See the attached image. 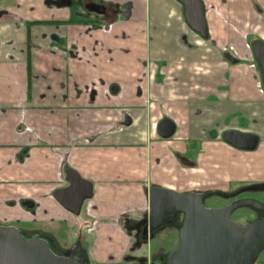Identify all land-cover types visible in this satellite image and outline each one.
Wrapping results in <instances>:
<instances>
[{"label": "crops", "instance_id": "obj_1", "mask_svg": "<svg viewBox=\"0 0 264 264\" xmlns=\"http://www.w3.org/2000/svg\"><path fill=\"white\" fill-rule=\"evenodd\" d=\"M102 1L126 11L110 29L46 0L0 2V224L80 243L92 264H124L143 253L129 226L150 218L152 188L264 184L252 50L264 43V0H204L207 38L178 0ZM39 20L57 22L28 26ZM165 119L176 125L169 139L159 134ZM229 132L258 137L257 148L237 149ZM70 170L93 184L80 215L54 197Z\"/></svg>", "mask_w": 264, "mask_h": 264}, {"label": "water", "instance_id": "obj_2", "mask_svg": "<svg viewBox=\"0 0 264 264\" xmlns=\"http://www.w3.org/2000/svg\"><path fill=\"white\" fill-rule=\"evenodd\" d=\"M185 7L189 26L204 38L208 37L205 6L202 0H179ZM255 59L260 68L264 85V43L253 45ZM227 59L237 62L232 56ZM176 133V125L170 119L159 124V134L169 139ZM224 140L244 151L257 148L259 139L254 135L229 132ZM185 165L192 166L186 159ZM68 187L58 189L54 197L74 215H80L82 207L93 195V184L82 179L75 171L67 173ZM247 191L264 192V184L246 188ZM209 193H177L161 187L150 191L151 215L147 219V230L153 238L171 218L184 217L179 232V244L167 258V264H256L264 251V219L249 225H238L231 216L239 208H251L264 212V204L244 199L224 208H207L205 201ZM31 209L34 203L25 202ZM84 258L72 254L56 256L48 243L39 236L26 239L14 226H0V264H83ZM145 264V263H144Z\"/></svg>", "mask_w": 264, "mask_h": 264}, {"label": "flooded vegetation", "instance_id": "obj_3", "mask_svg": "<svg viewBox=\"0 0 264 264\" xmlns=\"http://www.w3.org/2000/svg\"><path fill=\"white\" fill-rule=\"evenodd\" d=\"M2 1H5L7 3L8 8L12 7V6L15 7L16 5H18L17 4L18 0H1L0 2H2ZM202 2L204 3V0H202ZM46 5L49 7H53L54 5H56V6L59 5V6H63V7H70L72 9V12L74 13V15H78V16L83 15V17H90V18H85V20H83L81 22L86 23L87 25L90 24L89 28H92V29H93V27H95L93 24L97 23L96 18L104 21V23L106 25V29H110L113 27V24L116 23L126 13V11H124L123 7H119L118 5L113 4V3H106L102 0H46ZM182 6H183V4H182ZM183 9H184V13H185V7L184 6H183ZM185 18H186V15H185ZM55 22H57V21L39 20V21H34L33 23L29 22L28 26L30 27V25H32V24L33 25L53 24ZM250 47L252 48V46H250ZM252 50H253V48H252ZM228 55L232 56L231 54H228ZM255 64L258 65L256 59H255ZM258 68H259V66H258ZM259 70H260V68H259ZM260 73H261V71H260ZM260 87L262 88V91L264 92L263 79H262ZM114 89L116 90V88H114ZM139 93L142 94L143 92L141 90H139ZM28 130L29 129L26 127L25 131H28ZM249 187H251V186L241 187L235 191H230L227 193H222V192L209 193L210 194L209 198H215L216 203L209 205L205 201V206L207 208H224V207H227L231 204H234V203L241 201V200H244V199H252V200H256V201H259L260 203L264 204V198H263L264 192L245 190L246 188H249ZM248 194H250V195H248ZM222 201H224V203L225 202L226 203L228 202V203L227 204L226 203L221 204ZM85 203H84V205H85ZM84 205H83V207H84ZM83 207H82V210H83ZM82 210H81V212H82ZM242 210H244V211H242ZM240 211H242V212L239 213ZM252 215L255 216V219L253 221H251L250 223H252L256 220L264 219V212L256 211V210H253L251 208H239V209H237L232 214L231 219L233 222H235L238 225H246V224H244V222L247 221L248 218ZM183 222H184V217H182V216L178 217V218H171L169 221L165 222L160 229L154 231L153 238L150 237V234L147 230V225H148L147 219L141 221L140 223H137L135 226H129L130 233L132 235H134L135 241H136L135 242L136 248L135 247L134 248L135 249H141L144 244L151 243L152 241L157 240L159 236H161L160 238L162 240L172 241V238H170V235H172L173 233H176V232L179 235V232L182 228ZM0 226H12V225L1 224ZM14 227L19 229L23 233V235L26 239H28L32 236L33 237L39 236L41 239H43L44 241H46L48 243L49 247L52 246L51 248H52V250H54V252L56 254L53 251L52 252L56 256L64 257L67 254H70V255L73 254L75 256V258H77V259L84 258L83 264H92V262L90 261L86 251L83 249V247L80 243H76L70 247H62V246L58 245V243L54 240V238H52L49 234H47L45 232L26 229V228L24 229L23 227L22 228L17 227L16 225ZM160 246L161 245L158 244V246L156 247L158 253H159V251H163L162 247H160ZM138 247H140V248H138ZM156 256H157V253L152 252V253H150L149 258H147L145 256L144 257L143 256H134L133 259L137 260L135 264H144V263L145 264H163V262L165 260L167 262L168 257H165V260H164V257H161V258H159V260H157ZM262 263L264 264V261H262Z\"/></svg>", "mask_w": 264, "mask_h": 264}, {"label": "rangeland", "instance_id": "obj_4", "mask_svg": "<svg viewBox=\"0 0 264 264\" xmlns=\"http://www.w3.org/2000/svg\"><path fill=\"white\" fill-rule=\"evenodd\" d=\"M189 157H193V155L189 154ZM248 195H250V194H248ZM209 199L206 200V203L211 205V202H210ZM225 203H224V201H222L221 204H225ZM242 211H244V210H242ZM242 211H240L239 213H241ZM254 219H255V216L252 215V216H250L248 218L247 221L244 222V224L249 225V224H251L250 222L253 221ZM246 225H244V226H246ZM160 237L161 236H159L157 240L152 241L151 243L144 244L143 247H142L143 248V253L141 254V256H143V257L145 256V257L149 258L150 253L154 252V253H157V256H156L157 260H159V258H161V257H164V260H165V257L168 254H171V252L174 251L177 248V246L179 244V235H178L177 232L173 233L172 235H170V238H172V241H170V240L169 241L168 240L165 241V240H162ZM158 244L161 245L160 247H162V250H163V251H159V253L157 252V249H156ZM112 248L113 249L117 248V244L115 243L114 245H112ZM138 248H140V247H138ZM133 258H134V256L130 257V260L127 259L124 264H135L137 260H134ZM262 261H264V251L260 254L259 259L257 261V264H261ZM164 263H165V261L163 262V264Z\"/></svg>", "mask_w": 264, "mask_h": 264}, {"label": "trees", "instance_id": "obj_5", "mask_svg": "<svg viewBox=\"0 0 264 264\" xmlns=\"http://www.w3.org/2000/svg\"><path fill=\"white\" fill-rule=\"evenodd\" d=\"M1 225V224H0ZM52 246H50L49 248H51ZM51 251L54 252V250H52V248L50 249ZM55 253V252H54ZM56 254V253H55ZM170 254H168L166 257H168ZM164 264H167L166 260H165V263Z\"/></svg>", "mask_w": 264, "mask_h": 264}]
</instances>
